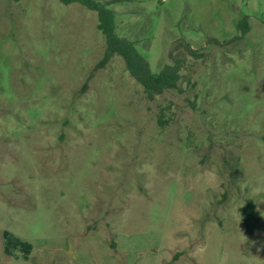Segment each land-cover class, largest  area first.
I'll return each mask as SVG.
<instances>
[{
    "label": "rangeland",
    "instance_id": "1",
    "mask_svg": "<svg viewBox=\"0 0 264 264\" xmlns=\"http://www.w3.org/2000/svg\"><path fill=\"white\" fill-rule=\"evenodd\" d=\"M108 8L153 73L182 61L179 90L94 70L96 11L0 0V264H264L242 223L247 199L264 219V0Z\"/></svg>",
    "mask_w": 264,
    "mask_h": 264
},
{
    "label": "trees",
    "instance_id": "2",
    "mask_svg": "<svg viewBox=\"0 0 264 264\" xmlns=\"http://www.w3.org/2000/svg\"><path fill=\"white\" fill-rule=\"evenodd\" d=\"M132 0H108L102 2L100 0H60L63 4L80 3L89 10L97 12L98 29L105 36V51L103 59L95 66L94 70L101 68L113 56H120L126 66L127 71L133 79L139 83L146 94V97L153 100L157 95H161L165 91L179 90V81L181 79L180 71L182 69V61L176 59L173 64L165 65L160 72L153 73L149 62L136 49L134 43L127 38L120 37L116 33L115 27V12L108 8V5L130 2ZM238 27L242 34L248 31L247 18H243ZM187 50L190 54H195V51L187 45ZM161 122V121H160ZM231 178H235V169L230 166ZM244 232L248 236H252L256 230L264 232V219L260 212L256 209L255 203L251 199L245 201L242 208ZM221 225V222H218ZM4 237L10 240V234L5 231ZM11 241V240H10ZM12 246L19 245L25 253L31 249L30 245L13 239ZM114 246V245H113ZM10 250L6 246L5 254H9ZM183 252H176L172 257L171 262L177 261ZM170 264V263H167Z\"/></svg>",
    "mask_w": 264,
    "mask_h": 264
}]
</instances>
